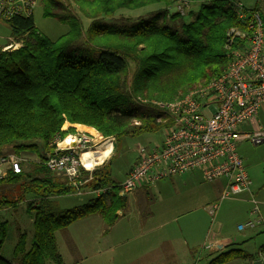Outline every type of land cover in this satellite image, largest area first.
I'll list each match as a JSON object with an SVG mask.
<instances>
[{"label": "trees", "instance_id": "16d2710c", "mask_svg": "<svg viewBox=\"0 0 264 264\" xmlns=\"http://www.w3.org/2000/svg\"><path fill=\"white\" fill-rule=\"evenodd\" d=\"M74 1L89 21L86 27L61 1L40 0L44 17L68 27L54 41L37 30L32 15L4 20L13 42L22 45L17 49L0 47V155L10 147L17 155L34 154L38 162H32L26 171H9L0 178V190L20 187L13 200L0 193V211L23 201L33 226L29 246L22 234L13 249L15 262L0 256V264H45L47 260L63 264L57 251V230L93 214L109 228L127 205L126 196L118 195L114 188L101 196L85 191L84 203L64 210L57 207L55 198L76 193L42 161L52 152L55 136L74 132L71 127L62 130L65 122L92 127L102 137L115 139L162 127L156 121L161 114L137 99L170 102L221 75L228 62L227 31L246 30L252 12L257 11L242 6L245 17L240 19L236 0H186L199 3L193 20L187 23L167 25L164 10L144 24L126 28L117 23L107 25L104 20L121 9L156 4L169 7L173 0ZM168 18L176 21L179 14ZM136 120L140 124L135 125ZM82 175L87 179L90 174L83 171ZM90 176L81 186L82 192L116 184L105 164ZM7 232V222L1 221L0 247ZM248 257L231 245L207 264Z\"/></svg>", "mask_w": 264, "mask_h": 264}, {"label": "rangeland", "instance_id": "374dc122", "mask_svg": "<svg viewBox=\"0 0 264 264\" xmlns=\"http://www.w3.org/2000/svg\"><path fill=\"white\" fill-rule=\"evenodd\" d=\"M77 16L86 27L89 21L78 12L74 0H59ZM246 9L256 5L257 0H239ZM264 5V0H260ZM199 3L189 2L185 15H179L176 21L168 16L177 13L174 4L165 7L160 4L146 6L137 10H118L114 17L105 19L110 25L117 23L126 28L144 24L155 13L167 11L165 23L171 27L193 20ZM260 11L264 19V9ZM192 13V14H191ZM178 14V13H177ZM32 19L37 30L50 39L56 40L66 33L67 25L58 20L42 15L40 0L32 12ZM161 15V20H162ZM264 27V22H263ZM19 48L22 43H14L10 28L0 17V47ZM15 44H18L15 47ZM156 111V110H154ZM157 112V111H156ZM257 120L264 129V109L258 113ZM167 125L155 126L149 131L130 134L113 142L114 152L105 162L109 178L122 182L128 171L138 162V147L147 150L159 148L163 144ZM247 129V126L244 127ZM3 153H13L7 147ZM237 150L244 161L251 180L249 190L237 195L221 199L225 187L222 179L208 183L202 180L199 172L183 178L168 176L156 183L141 186L138 190L127 194V205L121 210L113 229L108 230L102 218L93 214L73 222L55 232L57 251L63 264H207L214 251L204 246L211 240L233 242L237 249L249 254L246 259L234 260L226 264H254L264 260V142L253 145L247 141L238 144ZM17 155V154H16ZM22 170L30 169L32 162H38L32 153H21ZM221 190L217 192L218 187ZM13 200L20 194V187H4L0 193ZM83 193L55 198L60 210L70 209L86 201ZM259 203V216L262 222L255 228L245 227L237 231V225H244L254 219L251 215L253 204ZM218 204L217 213L212 219L206 205ZM208 205V206H209ZM7 222V236L0 247V256L12 263L13 249L22 234H25L27 247L33 235L31 213L27 211L23 201L0 211V222ZM107 230V232H106ZM108 231H110L108 233ZM214 255V254H213ZM45 264H54L47 260Z\"/></svg>", "mask_w": 264, "mask_h": 264}, {"label": "built area", "instance_id": "2783aa9c", "mask_svg": "<svg viewBox=\"0 0 264 264\" xmlns=\"http://www.w3.org/2000/svg\"><path fill=\"white\" fill-rule=\"evenodd\" d=\"M38 1L0 0V17L4 20L15 16L29 17ZM173 4L179 15H185L188 1L173 0ZM236 6L240 10L238 17L243 19L241 3L237 2ZM226 40L228 62L221 75L170 102L137 99L161 114L156 121L167 125L166 134L159 148L138 147V162L122 182L95 190H81V186L91 179L92 171L104 165L114 152L115 138L102 137L99 133L76 130L63 137L55 136L53 150L45 154L42 164L56 177L66 179L76 194L86 191L101 196L117 188L118 195L124 196L162 178L192 172H199L202 180L208 183L224 180L221 199L249 190L252 183L237 147L243 141L253 145L264 142V129L257 120L259 111L264 109V27L259 12H252L246 30L229 29ZM133 123L140 124L137 120ZM98 149H101L103 159L95 156L100 162L89 169L82 161V155L95 153ZM22 161V157L14 153L1 154L0 178L9 171L20 173ZM83 171L90 174L87 179H83ZM251 203L254 205L251 215L255 218L238 225L239 231L245 227L255 228L262 222L259 203L253 199ZM218 208L219 205L214 204L205 210L214 219ZM204 247L222 250L225 245L209 240Z\"/></svg>", "mask_w": 264, "mask_h": 264}, {"label": "crops", "instance_id": "0c3cea01", "mask_svg": "<svg viewBox=\"0 0 264 264\" xmlns=\"http://www.w3.org/2000/svg\"><path fill=\"white\" fill-rule=\"evenodd\" d=\"M236 2H239V3H241L239 0H236ZM241 5L243 6V4L241 3ZM260 5H261V10L262 9H264V5L263 4H261V1L260 0H257V2H256V5L253 7V9H256L258 12H259V14H260V16H261V18H262V12L260 11ZM262 21L264 22V19H262ZM64 126L65 127H62V129L63 130H67L69 127H71V128H73L74 129V131H82V132H85V133H88V134H97L98 132L94 129V128H92V127H89V126H85V125H81V124H70V123H68V122H65L64 123ZM187 175V177H189V176H193L194 175V172H192V173H186ZM185 174H183V175H171V176H177L178 178H183V176H184ZM113 180V179H112ZM114 181V180H113ZM159 181V180H158ZM116 184L117 183H120V182H116V181H114ZM157 182V181H156ZM155 182V183H156ZM215 182V181H214ZM211 183H213V182H211ZM218 187V190H217V192H219L220 190H221V187L218 185L217 186ZM139 188H141V187H139ZM139 188H137V189H135V190H133V191H131V192H134V191H136V190H138ZM130 193V192H129ZM129 193H127V194H129ZM127 194L125 195L126 196V198H127ZM209 204H207L206 205V207L208 206ZM120 212L121 211H119L118 212V214H120ZM115 224L116 223H114L112 226H110L109 227V229L108 230H111V229H113L114 228V226H115ZM238 225H240V224H238ZM237 225V226H238ZM237 228V227H236ZM238 231V230H237ZM243 231V230H242ZM106 232H107V230H106ZM110 231H108V233H109ZM212 241H219V242H221V243H224V245H225V248L224 249H222V250H210V251H214V255L213 254H211V258L213 257V256H215V255H217V254H219V253H221V252H224V251H227L228 249H229V247L232 245V246H234V248H236V246L234 245L235 243H233L232 241L231 242H223L222 240H214V239H211ZM263 248H264V246L261 248V250H262V252H264V250H263ZM210 258V259H211ZM237 260H240V259H237ZM259 261H261V263L262 264H264V260H262V259H259ZM231 262H233V261H231ZM154 264H156V263H154Z\"/></svg>", "mask_w": 264, "mask_h": 264}, {"label": "bare ground", "instance_id": "6f19581e", "mask_svg": "<svg viewBox=\"0 0 264 264\" xmlns=\"http://www.w3.org/2000/svg\"><path fill=\"white\" fill-rule=\"evenodd\" d=\"M18 44H15V47H17ZM63 127H65L63 125ZM103 159V153H101V149H98L95 153L88 152L82 155V161L86 164V166L91 169L96 163L100 162V159L97 160L95 156H97Z\"/></svg>", "mask_w": 264, "mask_h": 264}, {"label": "water", "instance_id": "95a60500", "mask_svg": "<svg viewBox=\"0 0 264 264\" xmlns=\"http://www.w3.org/2000/svg\"><path fill=\"white\" fill-rule=\"evenodd\" d=\"M11 48V47H10ZM17 49V48H16ZM254 264H262L261 261H256Z\"/></svg>", "mask_w": 264, "mask_h": 264}]
</instances>
